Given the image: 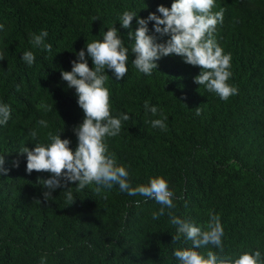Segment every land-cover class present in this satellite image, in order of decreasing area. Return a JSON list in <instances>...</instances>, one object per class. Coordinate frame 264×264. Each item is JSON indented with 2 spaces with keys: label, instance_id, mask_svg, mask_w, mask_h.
<instances>
[{
  "label": "trees",
  "instance_id": "obj_1",
  "mask_svg": "<svg viewBox=\"0 0 264 264\" xmlns=\"http://www.w3.org/2000/svg\"><path fill=\"white\" fill-rule=\"evenodd\" d=\"M172 2L0 0V104L11 111L7 124L0 125V155L9 169L0 175V264H41L42 259L43 264H179L173 252L192 246L183 237L172 243L176 227L167 210L154 220L159 204L130 196L118 185L97 194L95 185L78 190L70 183L71 205L63 188L45 202L37 180L51 174H28L26 154L19 153L36 142L49 143L47 133L60 131L75 150L73 127L85 114L61 72L70 71L76 53L86 52L87 43L102 40L113 26L130 50L134 41L128 40L129 29L121 27L123 13L146 18L158 5L170 8ZM220 8L224 19L214 37L231 54L228 83L238 94L224 101L207 91L194 82L200 67L180 56L162 57L158 70L146 75L131 63L135 54L129 53L123 79L115 80L112 70L105 69L112 115L132 116L122 122L119 135L105 138L107 155L126 167L133 187L163 176L174 192L172 211L181 219L206 229L209 213L219 215L223 256L236 259L258 249L264 259V0H215L212 11ZM154 23L149 21L150 33ZM137 27L134 17L131 29ZM41 30L49 34L50 52L30 43ZM157 36L161 42L168 39ZM25 51L34 53L32 66L21 59ZM86 58L94 67L87 52ZM145 101L158 108L156 116L145 110ZM160 111L168 117L166 130L151 125L163 119ZM42 119L47 128L39 124ZM33 130L36 141L30 136ZM13 160H19V167H13Z\"/></svg>",
  "mask_w": 264,
  "mask_h": 264
},
{
  "label": "clouds",
  "instance_id": "obj_2",
  "mask_svg": "<svg viewBox=\"0 0 264 264\" xmlns=\"http://www.w3.org/2000/svg\"><path fill=\"white\" fill-rule=\"evenodd\" d=\"M215 0H173L171 7L163 4L157 6L156 12H150L146 18H141L135 12L125 11L119 21L122 28L129 29L128 40L134 41L131 49L125 45V40L119 35L116 27L109 28L100 41L86 44L87 56L91 57L94 67H89L85 49L76 53V59L71 61L70 71H62L61 79L67 82V88L75 89L77 103L84 112L82 123L73 127L78 138L75 150L70 147V139L61 138V132L47 133V144L35 143L34 148L25 147L20 154H26V172H47L51 175L47 179L38 178L37 183L43 189L44 201L53 196V192L63 188L66 200L71 205L73 195L70 183H75L78 190L95 185L94 191L99 194L102 189H111L118 185L120 191L130 196H141L152 199L160 205L158 211L152 213V218L159 219L167 215L170 223L176 227V235L172 243L183 237L191 241L192 246L178 248L173 252L179 264H264L260 250L253 253L244 252L238 258L223 256L224 245L222 237L224 228L220 216L209 213L206 229L181 219L172 211L175 208L174 192L169 190L168 181L163 176L150 178L148 184L133 187L129 172L123 165H118L113 156L107 155L106 137H116L122 129V122L132 118L127 112L114 117L111 112L110 92L105 83L109 75L105 69L112 70L115 80L120 81L128 73L129 53L135 54L132 64L139 72L151 75L158 70V63L162 57L177 55L189 65L199 66L201 71L194 77V82L203 85L207 91L215 93L220 99L227 101L238 94V88L228 83L232 76L231 54H225L222 47L215 40L214 33L218 24L223 22L224 9L213 12ZM157 13L161 15H157ZM138 27L131 29L133 18ZM149 21H154L153 31L150 33ZM4 25L0 24V30ZM159 37L167 36L161 42ZM47 30L39 34H32L30 43L34 48L51 51L52 45L46 43ZM3 54L0 53V60ZM21 59L32 66L35 56L32 51L23 52ZM17 90L19 87L17 86ZM46 111L51 105H43ZM144 108L153 116L158 108L145 101ZM201 111L196 108V115ZM163 119H154L151 125L161 130L167 129L165 121L168 119L163 111L159 112ZM11 118L10 106L0 104V125H5ZM43 128L48 127L45 120H40ZM64 131V129H63ZM33 141L38 138L37 131L30 133ZM13 167H19V160H13ZM5 157L0 155V175H7L9 169L5 166ZM140 206V201H135ZM211 246V247H209ZM219 249V254L212 250ZM204 249L205 251H199ZM41 264H43V259Z\"/></svg>",
  "mask_w": 264,
  "mask_h": 264
}]
</instances>
